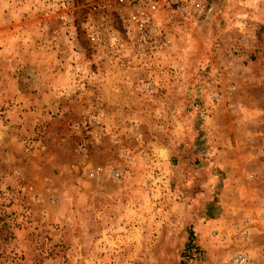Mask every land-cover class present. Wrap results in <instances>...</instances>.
<instances>
[{
    "label": "rangeland",
    "instance_id": "1",
    "mask_svg": "<svg viewBox=\"0 0 264 264\" xmlns=\"http://www.w3.org/2000/svg\"><path fill=\"white\" fill-rule=\"evenodd\" d=\"M99 2L0 0V264H264V0L158 55Z\"/></svg>",
    "mask_w": 264,
    "mask_h": 264
},
{
    "label": "built area",
    "instance_id": "2",
    "mask_svg": "<svg viewBox=\"0 0 264 264\" xmlns=\"http://www.w3.org/2000/svg\"><path fill=\"white\" fill-rule=\"evenodd\" d=\"M46 5H51L57 10L67 11L73 6L74 0H43ZM95 3L94 8L99 11L110 12L115 14L122 23L124 33L130 40L131 44L139 51H149L151 55H158L164 49L171 47V40L167 39L158 42L153 36L159 29V24L177 18L179 21L187 22L191 20L203 19L210 10L209 0H99ZM48 3V4H47ZM66 17L64 14L63 19ZM70 21L67 18V22ZM109 37L114 39L113 45L117 46L120 39L114 34ZM87 130L89 128H86ZM101 132H104L102 129ZM104 134V133H103ZM82 152H87L84 149ZM102 172L97 168V174ZM119 173H115L116 178ZM242 256L237 257L238 262H243Z\"/></svg>",
    "mask_w": 264,
    "mask_h": 264
},
{
    "label": "crops",
    "instance_id": "3",
    "mask_svg": "<svg viewBox=\"0 0 264 264\" xmlns=\"http://www.w3.org/2000/svg\"><path fill=\"white\" fill-rule=\"evenodd\" d=\"M126 95H128V93H127V91H122L121 93H120V95L119 96H117V97H115V98H118V97H121V98H123L125 101H126V98L129 96H126ZM107 98H109V97H107ZM121 100V99H120ZM120 100H117V102H119ZM123 102V103H126V102ZM122 101H120L119 103H121ZM69 148V147H68ZM68 148H65V150H63V151H68L67 149ZM98 152H100L101 154H104L105 155V152L104 153H102V150H98ZM96 153V150L94 151V154Z\"/></svg>",
    "mask_w": 264,
    "mask_h": 264
},
{
    "label": "trees",
    "instance_id": "4",
    "mask_svg": "<svg viewBox=\"0 0 264 264\" xmlns=\"http://www.w3.org/2000/svg\"><path fill=\"white\" fill-rule=\"evenodd\" d=\"M191 243H189L186 247H187V249H189L191 246ZM191 249V248H190Z\"/></svg>",
    "mask_w": 264,
    "mask_h": 264
}]
</instances>
